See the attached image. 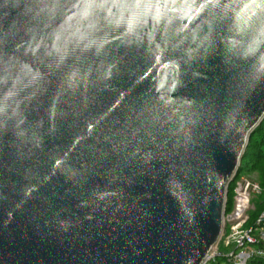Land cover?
Segmentation results:
<instances>
[{"label":"water","instance_id":"1","mask_svg":"<svg viewBox=\"0 0 264 264\" xmlns=\"http://www.w3.org/2000/svg\"><path fill=\"white\" fill-rule=\"evenodd\" d=\"M264 120V0H0V264H204Z\"/></svg>","mask_w":264,"mask_h":264},{"label":"built area","instance_id":"2","mask_svg":"<svg viewBox=\"0 0 264 264\" xmlns=\"http://www.w3.org/2000/svg\"><path fill=\"white\" fill-rule=\"evenodd\" d=\"M260 191L259 182L243 176L235 178L221 241L204 264H217L219 258H224L225 264H246L250 258L264 257V209L252 223L248 222L253 197Z\"/></svg>","mask_w":264,"mask_h":264},{"label":"trees","instance_id":"3","mask_svg":"<svg viewBox=\"0 0 264 264\" xmlns=\"http://www.w3.org/2000/svg\"><path fill=\"white\" fill-rule=\"evenodd\" d=\"M256 172L258 174V182L261 187V198L255 204V208L250 210V220L252 223L259 213L264 209V120L252 134L247 148L241 160L240 168L236 178L242 173ZM234 181L229 186L228 198L232 195V187ZM227 204V209L229 208ZM217 264H225L224 258H219ZM246 264H264V257L250 258Z\"/></svg>","mask_w":264,"mask_h":264},{"label":"rangeland","instance_id":"4","mask_svg":"<svg viewBox=\"0 0 264 264\" xmlns=\"http://www.w3.org/2000/svg\"><path fill=\"white\" fill-rule=\"evenodd\" d=\"M239 176L248 177L249 179L258 182V174L256 172L242 173ZM261 196H262L261 195V191L259 193H257V194L254 195L253 200H252V208H251V210L255 208V204H256V202L258 200H260Z\"/></svg>","mask_w":264,"mask_h":264}]
</instances>
